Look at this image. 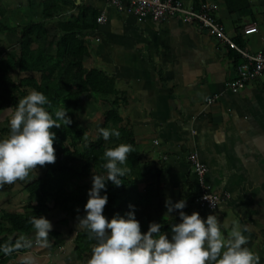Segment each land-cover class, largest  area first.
<instances>
[{"label":"crops","instance_id":"0c3cea01","mask_svg":"<svg viewBox=\"0 0 264 264\" xmlns=\"http://www.w3.org/2000/svg\"><path fill=\"white\" fill-rule=\"evenodd\" d=\"M182 1L194 6L192 0ZM204 1L217 5L216 18L239 46L252 53L264 48V0H248L252 20L250 15L229 13L224 0L199 4ZM75 4L106 15L104 23L96 22L85 33L84 65L103 70L120 92L121 117L133 131L142 157L144 177L137 184L147 215L175 218L179 210L168 214L166 200L191 201L197 190L189 160L193 154L206 167L207 188L223 196L215 210L200 215H217L225 237L239 226L248 237L244 247L264 264V72L232 93L224 84L235 77L236 54L210 31L175 15L157 22L139 18L115 10L106 0ZM210 96L217 99L207 104ZM78 228L70 220L67 226L55 224L51 230L63 243L49 256L37 255L31 245V250L0 264H23L29 254L36 264H73L70 229ZM164 232L171 235V229Z\"/></svg>","mask_w":264,"mask_h":264},{"label":"trees","instance_id":"16d2710c","mask_svg":"<svg viewBox=\"0 0 264 264\" xmlns=\"http://www.w3.org/2000/svg\"><path fill=\"white\" fill-rule=\"evenodd\" d=\"M75 2L43 0L42 19L28 22L18 31L16 46L19 54L16 62L7 58L0 60V112H12L21 98L37 90L50 100L51 105L46 107L51 113L54 114L58 107H66L68 115L72 117L70 125L62 124V127L52 129L56 133L53 146L57 159L54 163L38 166L40 174L23 184L22 190L27 198L21 210L0 207V261L3 263L31 250L33 238L37 237L35 234L31 238V234L35 233L31 217L43 215L52 220L53 212L56 211L57 223L69 225L70 220L77 224L78 216L84 214L83 206L92 186L93 173L107 175V169L103 167L105 149L121 143L131 144L134 150L128 154L125 165H122L129 169L122 177L123 184L117 187L111 181L107 182L105 215L109 218L117 213L123 215L129 210V204H132L142 231H146L152 221L162 224L161 232L170 230L172 223L179 222V215L167 220L147 215L148 207L143 202L137 184L144 177L142 157L133 131L122 124L121 106L118 103L120 92L113 78L103 70L86 68L84 65L88 55L84 36L87 30L95 27L98 14ZM192 4L197 8L199 0H192ZM224 4L229 13L250 15V19H253L248 0H224ZM72 8L78 9L77 14L70 12ZM11 31V27L0 21V36ZM235 41L238 45L239 41ZM229 49L236 54V67L241 62L240 55L234 49ZM11 72L16 75L11 76ZM92 94L105 101L111 99L110 107L102 114L101 128H117L120 137L113 135L105 140L99 131L94 139L87 137L86 128L78 121L77 111L81 106V98ZM9 133L10 129L0 124V138L7 137ZM11 186L12 183L4 184L0 191L8 190ZM197 193L196 190L185 212H206L195 204ZM71 230L74 231L73 238H70L72 255L80 264H87L97 241L83 227ZM57 235L54 229L48 234L55 239ZM6 248L11 251L6 252Z\"/></svg>","mask_w":264,"mask_h":264},{"label":"clouds","instance_id":"9594fccd","mask_svg":"<svg viewBox=\"0 0 264 264\" xmlns=\"http://www.w3.org/2000/svg\"><path fill=\"white\" fill-rule=\"evenodd\" d=\"M50 105L43 92L32 90L11 112L10 133L0 138V187L26 178L30 170L38 166L56 161L53 146L56 133L52 129L70 125L72 117L66 107H58L51 113L46 107ZM99 132L105 140L121 135L117 128H100ZM133 150V146L126 143L106 148L103 167L107 175L93 173L84 214L77 218V227L87 229L97 241L87 264H259V256L244 247L248 237L239 226L233 227L225 237L217 215L210 213L202 217L195 210L185 212L186 199L173 202L169 198L165 202L168 214L179 210L180 220L170 225L171 235L161 232L162 224L157 221L150 222L147 230L142 231L132 204L125 214L107 217L104 213L108 202L107 182L117 187L123 184L122 177L129 169L122 165ZM211 202L212 207H216L217 204ZM30 222L36 236L46 241L53 228L51 220L39 215L31 217ZM22 261L36 264L30 254Z\"/></svg>","mask_w":264,"mask_h":264},{"label":"built area","instance_id":"2783aa9c","mask_svg":"<svg viewBox=\"0 0 264 264\" xmlns=\"http://www.w3.org/2000/svg\"><path fill=\"white\" fill-rule=\"evenodd\" d=\"M119 12H130L139 18H149L157 22L167 16L175 15L187 23H194L200 29L208 30L217 38L234 49L241 58V62L235 67V77L225 82V88L232 93H237L249 83L259 78L264 72V48L252 53L246 48L238 46L225 33L224 26L217 20L215 3L204 1L197 8L186 7L182 0H106ZM106 15L101 12L97 17V23L102 24ZM217 96L205 98L207 104L215 102ZM190 164L194 168L197 177V195L195 204L205 211H213L222 201V194L213 192L205 184L206 167L195 155L189 157ZM207 197V198H206ZM213 201L216 207H212Z\"/></svg>","mask_w":264,"mask_h":264},{"label":"rangeland","instance_id":"374dc122","mask_svg":"<svg viewBox=\"0 0 264 264\" xmlns=\"http://www.w3.org/2000/svg\"><path fill=\"white\" fill-rule=\"evenodd\" d=\"M43 0H0V21L4 22L7 26L11 27L13 31L6 32L0 36V60L7 58L10 61L16 62L18 57L17 42L19 40L18 31L20 27L30 21H39L41 16V3ZM50 25V24H49ZM90 66V65H89ZM16 74L11 72V76ZM109 101L98 99L94 95H84L81 98V106L77 111V118L81 125L87 130V137L94 139L102 125V114L109 108ZM6 112V111H5ZM4 111L0 114L1 126L9 127L10 112L8 111V117ZM122 112V110H120ZM124 117L127 114L123 112ZM123 125H127V121H122ZM3 136L2 138H4ZM201 162V161H200ZM202 163V162H201ZM40 169H32L29 175L24 179H19L12 183V186L8 190L0 191V207L11 208L16 211L21 210L22 203L27 198L25 191L22 190L23 184L29 181L32 177L40 174ZM51 220L53 227L57 223L58 214L55 212ZM72 225V223H71ZM62 226H67L63 225ZM74 226V223H73ZM78 229H82L79 227ZM66 230V229H65ZM71 232V231H70ZM35 233L31 234L33 238ZM61 236V235H60ZM60 238V237H59ZM62 238V237H61ZM63 242L55 237L48 236L47 240H41L38 237L33 238L32 246L35 247L34 252L37 255L46 254L49 256L50 252H54L55 248ZM65 244V243H64ZM70 248V246H69ZM87 261V259H86ZM73 264H80L78 260L72 262Z\"/></svg>","mask_w":264,"mask_h":264}]
</instances>
